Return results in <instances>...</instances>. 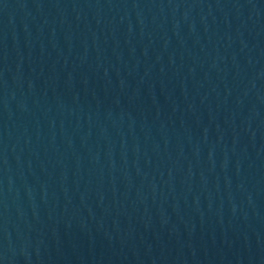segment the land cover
<instances>
[{
    "label": "water",
    "instance_id": "95a60500",
    "mask_svg": "<svg viewBox=\"0 0 264 264\" xmlns=\"http://www.w3.org/2000/svg\"><path fill=\"white\" fill-rule=\"evenodd\" d=\"M0 264H264V0H0Z\"/></svg>",
    "mask_w": 264,
    "mask_h": 264
}]
</instances>
